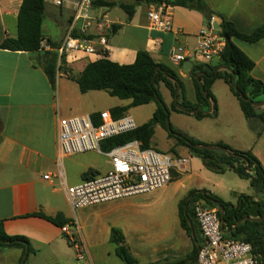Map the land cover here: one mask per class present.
<instances>
[{"label":"crops","instance_id":"0c3cea01","mask_svg":"<svg viewBox=\"0 0 264 264\" xmlns=\"http://www.w3.org/2000/svg\"><path fill=\"white\" fill-rule=\"evenodd\" d=\"M205 1L211 11L234 23L243 33L251 34L264 26V0ZM23 2L24 0H0V46L5 40L17 37L19 11ZM122 3H138L131 19L127 14L122 16L118 12L119 9L123 10L120 7ZM156 5L149 0H100L93 7L92 26L85 36L94 38L105 35L108 40L107 47L103 48L99 44L95 47L106 52L113 62L131 65L135 63L140 51H147L157 63L176 72L184 85L186 80L193 83L191 73L184 70V63L194 60L198 34L203 27L208 26L205 17L197 11L173 7L175 32L154 30L150 28L148 13ZM72 19L71 3L64 7L46 3L42 27L45 40L52 45L62 43L70 30ZM214 19L220 23L217 17ZM82 26L83 24L77 26L76 32L79 35ZM114 26L119 28L114 30ZM233 42L254 61L255 67L251 76L264 83V38L255 43L233 38ZM177 44L185 48L186 61L181 64L171 59L172 50ZM43 54V51L29 53L0 47V221L8 235L24 236L30 240L35 252L29 255L28 264H77L75 249L69 244L62 228L34 216L40 211L52 217L61 213L69 220L70 224L66 226L76 233L83 246V264H125L117 256V246L112 239V229L122 228L116 217L120 206L111 205L114 202H109L75 211L67 200L68 187L82 183L83 175L88 171L95 175L106 173L110 161L107 158V167L101 171L92 159H75L79 155L97 152L61 159L58 150V127L61 118L99 117L101 112H111L115 107L127 106L130 101H124L127 104L117 103L115 97L108 93L112 98H106L104 91L85 94L81 92L77 77L89 63L104 57L68 52L64 56V69L58 72L56 86L53 88L44 70ZM61 64L59 61V65ZM65 70L69 72L65 73ZM218 81L223 80H217L211 89L218 107L216 119L221 115L220 101L215 93ZM229 91L233 95L230 88ZM224 98L226 104L235 109V102L228 93L224 94ZM238 119L241 120L235 112L233 121ZM259 125V121L252 125L256 133L254 144L248 139L245 143L244 137L234 128L226 131L220 129L218 132L205 131L197 140L207 145L223 143L236 150L251 151L264 166V154L260 151L264 132L260 138L257 137L256 128ZM188 159L187 165L173 171L170 184L150 194L133 196L132 200H170L179 207V203L191 191L197 190L209 191L224 201L231 200L223 195L225 192L218 185L212 183V175L216 173L202 165L200 174H194V164ZM61 172L65 174L63 177H60ZM49 173L53 176L46 180L44 176ZM227 173H234L238 179H246L233 171ZM243 181L247 184L234 180L232 187H229L234 196L232 200H236V203L241 194L255 195L253 190L245 191L251 187L250 181ZM256 200H264V197L258 196ZM97 206L103 207L101 214L94 212L93 208ZM120 230L124 234L125 245L131 252L127 234L124 229ZM184 232L189 237L185 230ZM189 239L193 244L190 237ZM23 255L24 250L21 248L2 249L0 264H21ZM189 257L190 255L183 260ZM194 262L189 260L191 264Z\"/></svg>","mask_w":264,"mask_h":264},{"label":"trees","instance_id":"16d2710c","mask_svg":"<svg viewBox=\"0 0 264 264\" xmlns=\"http://www.w3.org/2000/svg\"><path fill=\"white\" fill-rule=\"evenodd\" d=\"M149 1L155 2L157 5L166 4L172 7H183L197 11L202 15L208 11L213 17L219 19L221 26L220 36L225 39V47L218 63H197L194 66V74H191V78L196 92V103L187 100L186 88L179 75L166 65L157 63L147 51H140L135 63L131 65H120L111 61L107 57L106 52H104V58L89 63L76 79L83 94L91 91H104L112 97L123 101H130V104L127 106L115 107L111 110V114L115 119L125 116L131 108L151 103L157 105V109L149 121L132 132L106 140L102 143V148L104 151H110L117 146L135 140L141 141L144 148H151L155 130L157 126H161L169 131L170 138L177 139L176 146L190 149L192 153L201 158L203 165L209 171L216 174H225L228 171H233L240 177L248 179L251 187L255 190V195L241 194L238 196L235 205L225 202L206 190L191 191L188 197L179 203L180 223L193 242V251L189 258L178 261L175 264H191L189 260L195 261L199 252L195 242L198 241L200 246L203 244V238L192 210V205L196 200H204L211 207L217 208L218 217L221 222H224L223 232L225 235L229 238L250 243L258 264H264V220L260 221L264 216V200H256L258 196L264 197L263 164L251 151L236 150L223 143L217 144L216 146L227 148L231 152V155H226L223 152L201 148L207 144L176 132L169 122V109L159 91V84L163 83L171 93L173 109L175 111L194 115L197 119L201 120L206 117H217L218 107L211 89L217 80H223L239 101L245 118L252 125L255 121L260 122L259 127L256 128L257 137L260 138L264 132V107H256L254 104L264 102V83L251 76L255 63L233 42V38H238L249 43L258 42L264 38V26L259 27L251 34L243 33L237 29L234 23L211 11L205 0ZM98 2H95L94 6ZM45 5L46 2L44 0H24L19 11L17 37L5 40L0 47L12 51L29 53L43 51L44 70L53 88H55L58 72L64 69V56L60 58L57 52L45 51L41 47V43L45 40L42 32ZM137 6L138 3H122L120 5L129 19L134 16ZM118 28L119 26H114V30ZM74 35L79 36L76 31ZM59 61H61V65H59ZM64 72L68 73L69 71L65 70ZM199 73L202 75L199 79H196V75ZM178 86H180L179 93ZM176 97L181 109H178L175 103ZM204 106L210 107L208 112L204 111ZM94 120L96 123L100 122L99 117H94ZM247 166L251 168V173L248 177H245L241 172ZM92 175H94V172L88 171L83 177L87 179ZM188 198H190L189 202H187ZM254 202L259 204L258 211L260 217L256 218V220H248L247 217L250 216L248 210ZM186 206L187 215H185ZM220 207L224 208V212L221 211ZM34 216L44 218L61 228L70 224L69 220L61 213L52 217L40 211L34 214ZM189 219L193 222L196 239H193L191 236ZM112 239L117 246V256L125 264H140L125 245V237L120 229H112ZM27 246L29 248L28 258L30 254L35 252L30 240L24 236L8 235L4 229L3 222L0 221V250L21 248L25 254Z\"/></svg>","mask_w":264,"mask_h":264},{"label":"built area","instance_id":"2783aa9c","mask_svg":"<svg viewBox=\"0 0 264 264\" xmlns=\"http://www.w3.org/2000/svg\"><path fill=\"white\" fill-rule=\"evenodd\" d=\"M57 7L71 3L73 19L70 30L58 45L46 40L41 43L45 51L57 52L60 58L68 52H81L95 57H105L95 45L107 47L105 35L88 38L87 30L92 26L94 3L100 0H44ZM150 28L163 32H175L173 7L160 4L149 13ZM83 22L79 36H75L79 22ZM86 35V36H85ZM225 40L215 33L211 25L203 27L198 34V43L194 53V62L216 64L220 61ZM171 59L181 64L186 61L185 48L177 44L171 53ZM99 123L92 116L61 118L58 127V150L61 159L86 152H97L110 161L106 173L94 174L82 183L67 188V200L76 211L115 200L150 194L161 189L173 180V171L189 163L186 157L173 156L156 148H144L141 141L135 140L104 151L102 143L106 140L132 132L139 126L129 114L115 119L111 112L99 114ZM63 177L64 172L60 173ZM49 173L46 180L52 178ZM195 220L200 229L203 244L200 246L194 264H258L253 255L252 245L243 240L229 238L222 229L218 209L204 200H196L192 205ZM70 244L76 250L77 259L84 260L83 246L76 233L68 226L62 228Z\"/></svg>","mask_w":264,"mask_h":264},{"label":"rangeland","instance_id":"374dc122","mask_svg":"<svg viewBox=\"0 0 264 264\" xmlns=\"http://www.w3.org/2000/svg\"><path fill=\"white\" fill-rule=\"evenodd\" d=\"M118 12L122 14V16H126L125 11L119 9ZM82 24L83 22L80 21L79 26ZM184 82L187 100L195 102L196 92L193 83L189 80ZM159 91L169 109V122L176 132L197 140V137H201L205 131L218 132L220 129L226 131V129L234 128L244 137L243 140H245V143L248 142L247 139L250 140V143H255L256 133L252 124L245 118L239 101L230 93L229 87L225 82L218 81L215 86V93L221 105V115L219 119H216L217 117H206L199 120L194 115L178 113L173 109L171 93L163 83L159 84ZM103 93L106 94V98L107 96L108 98H112L107 95V93ZM226 93H228L230 98L235 102V109H233L230 104H226L227 101L224 98V94ZM114 100L117 103L121 102L122 104H127V102L121 101L116 97ZM156 107L157 105L155 103H151L149 105L131 108L128 114L134 118L138 126H141L153 117ZM209 109L210 107L204 106L205 112H208ZM235 112H237L238 116L241 118V120L238 119L236 122L233 121ZM244 134H246V137ZM176 144L177 139L170 138L169 131L164 127L157 126L155 136L152 140V147L173 156L190 158L192 164H194L192 173L200 174V169L203 165L202 160L192 153L190 149L183 146H176ZM260 151L264 154V141H262L260 145ZM75 159H92L97 163L101 171L107 167V157L99 153H87L85 155H79L75 157ZM212 176V183L218 185V188L225 192L223 195H225L227 199H231L225 201L236 204V200H232L234 196L229 191V187H232L231 183L234 180L245 183L243 180L246 179H238L234 173L213 174ZM203 179L205 178L203 177ZM252 190L255 191L252 187H249V189L246 188L245 191L252 192ZM132 199L133 198L128 197L115 200L112 201L114 203H111V205L120 206L116 214V217L120 220L119 226L122 227L120 229L125 230L129 242L128 246L131 248V254L140 264H174L192 254L193 244L180 225L179 207L175 202L170 200ZM102 208V206H97L93 209L94 212L101 214L103 211ZM88 231H90V228H88ZM70 245L74 248L72 244ZM74 252L77 257L76 250ZM188 252L189 254H187ZM30 258H32V256ZM83 262L84 261L76 259L77 264H83ZM25 264H28V260Z\"/></svg>","mask_w":264,"mask_h":264},{"label":"water","instance_id":"95a60500","mask_svg":"<svg viewBox=\"0 0 264 264\" xmlns=\"http://www.w3.org/2000/svg\"><path fill=\"white\" fill-rule=\"evenodd\" d=\"M204 17H205V20L207 22L208 25H211L214 30H215V33L217 35L220 36V33H221V26L220 24L218 23V21H216L213 17L212 14H210L208 11H206L204 13ZM221 39L225 40L222 36H220ZM194 61L193 60H190V61H186L184 63V70L186 72H190L191 74H194ZM202 74L199 73L196 75V79H199V77L201 76ZM180 91V86H178V93ZM175 103L178 107V109H181L180 105H179V102H178V98L176 97L175 98ZM256 107H264V102L263 103H255L254 104ZM194 114V113H192ZM169 125V123H168ZM201 148H204V149H207V150H211V151H217V152H223L225 153L226 155H231V152L227 149V148H224V147H218V146H214V145H205V146H202ZM242 175L245 176V177H248L251 173V168L249 166H247L246 168H243L242 169ZM190 198L187 199V202H189ZM258 208H259V204L257 202H254L251 204L250 208H249V214L250 216L247 217L248 220H256V218H259L260 217V213L258 211ZM221 211L224 212V208L223 207H220ZM185 215H187V206L185 207ZM264 220V216L260 219V221ZM189 221V225H190V228H191V236L193 239H196V233H195V229H194V225H193V222L191 221V219L188 220ZM224 227V222L222 221V229ZM196 243V246L198 247V249H200V244L198 241L195 242ZM28 253H29V248L28 246L26 247V250H25V254L23 256V260H22V263L24 264L27 256H28Z\"/></svg>","mask_w":264,"mask_h":264}]
</instances>
